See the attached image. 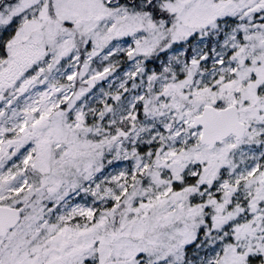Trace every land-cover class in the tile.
<instances>
[{"label": "snow or ice", "instance_id": "obj_1", "mask_svg": "<svg viewBox=\"0 0 264 264\" xmlns=\"http://www.w3.org/2000/svg\"><path fill=\"white\" fill-rule=\"evenodd\" d=\"M0 264H264V0H0Z\"/></svg>", "mask_w": 264, "mask_h": 264}]
</instances>
